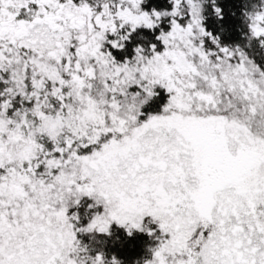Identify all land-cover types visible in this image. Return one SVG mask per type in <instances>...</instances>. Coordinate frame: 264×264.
Instances as JSON below:
<instances>
[{"label": "snow or ice", "instance_id": "1", "mask_svg": "<svg viewBox=\"0 0 264 264\" xmlns=\"http://www.w3.org/2000/svg\"><path fill=\"white\" fill-rule=\"evenodd\" d=\"M121 230L264 264V0H0V264H126Z\"/></svg>", "mask_w": 264, "mask_h": 264}, {"label": "trees", "instance_id": "2", "mask_svg": "<svg viewBox=\"0 0 264 264\" xmlns=\"http://www.w3.org/2000/svg\"><path fill=\"white\" fill-rule=\"evenodd\" d=\"M166 0H153V3L159 6H163ZM227 11V6H226ZM236 21L232 18L231 13L228 12L227 18L224 22V26L227 29L229 25H235ZM210 28L217 31L221 35V39L226 43L234 42L239 38V33L235 30H226L224 33L219 32V26L216 25L215 21L210 19ZM158 95L155 96L144 108V117L147 118L150 114H158L163 106L167 103V93L163 89H157ZM116 235L119 237V242L116 244L113 250H117L121 253L125 259L126 264H133L134 261L146 254L147 247L152 243L147 234L135 233L132 237H128L122 230L117 231ZM123 244V248L120 244Z\"/></svg>", "mask_w": 264, "mask_h": 264}, {"label": "clouds", "instance_id": "3", "mask_svg": "<svg viewBox=\"0 0 264 264\" xmlns=\"http://www.w3.org/2000/svg\"><path fill=\"white\" fill-rule=\"evenodd\" d=\"M160 70L161 69L158 66H153L152 67L153 73H157ZM222 135H223V133H222ZM230 135H233L235 137H238L239 136V133L238 132H233V133H230ZM240 145L241 146H240V149L238 150V156H243L246 152H249V151H257V149L254 148V147L253 148H249V146L246 145V144H244L243 141L240 142ZM196 207H197V210H199L198 205ZM133 264H136V261H134Z\"/></svg>", "mask_w": 264, "mask_h": 264}]
</instances>
